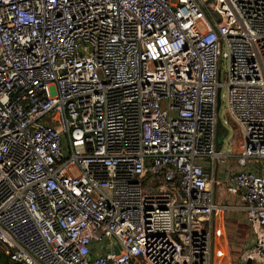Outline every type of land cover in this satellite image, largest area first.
Segmentation results:
<instances>
[{"label":"built area","instance_id":"obj_1","mask_svg":"<svg viewBox=\"0 0 264 264\" xmlns=\"http://www.w3.org/2000/svg\"><path fill=\"white\" fill-rule=\"evenodd\" d=\"M222 211L264 264V0H0L10 263L229 264Z\"/></svg>","mask_w":264,"mask_h":264},{"label":"rangeland","instance_id":"obj_2","mask_svg":"<svg viewBox=\"0 0 264 264\" xmlns=\"http://www.w3.org/2000/svg\"><path fill=\"white\" fill-rule=\"evenodd\" d=\"M220 116L221 119H226L224 99L220 100ZM239 133L233 127L228 129L226 140L222 144V150L231 149L238 151L239 148ZM231 163V159L227 161ZM224 202L233 201L232 198L221 197ZM215 239L216 256H220L223 263L226 261L229 264H239V250L236 247L237 242H246L250 238L248 228L242 222V216L239 213L232 211H222L216 216V226L213 231ZM9 252V250L0 245V255ZM250 264V263H247Z\"/></svg>","mask_w":264,"mask_h":264},{"label":"water","instance_id":"obj_3","mask_svg":"<svg viewBox=\"0 0 264 264\" xmlns=\"http://www.w3.org/2000/svg\"><path fill=\"white\" fill-rule=\"evenodd\" d=\"M219 105H220V100L218 98V107H219ZM220 128H221V122L218 119V123H217V133H216V140H217L216 145H217V149H219L221 147L222 141L225 138V136L227 135V130L224 129V128H222L220 130ZM116 253H118V252L116 251Z\"/></svg>","mask_w":264,"mask_h":264},{"label":"trees","instance_id":"obj_4","mask_svg":"<svg viewBox=\"0 0 264 264\" xmlns=\"http://www.w3.org/2000/svg\"><path fill=\"white\" fill-rule=\"evenodd\" d=\"M9 256H10L9 252L1 254L0 255V264H13V263H10Z\"/></svg>","mask_w":264,"mask_h":264}]
</instances>
